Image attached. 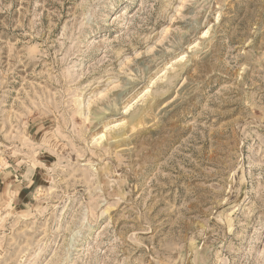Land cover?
<instances>
[{
	"label": "rangeland",
	"instance_id": "obj_1",
	"mask_svg": "<svg viewBox=\"0 0 264 264\" xmlns=\"http://www.w3.org/2000/svg\"><path fill=\"white\" fill-rule=\"evenodd\" d=\"M0 264H264V0H0Z\"/></svg>",
	"mask_w": 264,
	"mask_h": 264
},
{
	"label": "bare ground",
	"instance_id": "obj_2",
	"mask_svg": "<svg viewBox=\"0 0 264 264\" xmlns=\"http://www.w3.org/2000/svg\"><path fill=\"white\" fill-rule=\"evenodd\" d=\"M118 135H120V134H118Z\"/></svg>",
	"mask_w": 264,
	"mask_h": 264
}]
</instances>
